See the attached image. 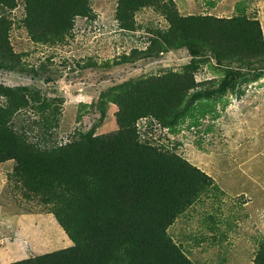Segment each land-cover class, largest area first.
Returning a JSON list of instances; mask_svg holds the SVG:
<instances>
[{"label":"rangeland","instance_id":"1","mask_svg":"<svg viewBox=\"0 0 264 264\" xmlns=\"http://www.w3.org/2000/svg\"><path fill=\"white\" fill-rule=\"evenodd\" d=\"M118 1L91 0L94 18L78 17L74 30L64 40L49 45L31 40L22 0H17L14 9L0 6V16L11 22V45L22 56L24 73L0 71V82L9 88H25L20 93L30 96L31 103L16 116V128L35 145L48 148L73 143L82 136L113 134L119 130V107L108 99L116 87L130 88L141 80L168 73H190L195 87L189 91L187 106L195 110L177 134L152 117L137 122L143 144L163 154L180 156L214 182L177 219L170 233L177 241L184 234L196 236L197 230H203L197 229L202 221L208 227L206 240L201 242L208 246L214 238L222 240L215 227L221 231L224 225L238 224L239 232L230 240L233 246L229 256L224 254L227 247L211 246L209 255L197 251L203 259L196 261L202 264L210 256L214 262L226 258L228 264H254L259 243L264 240V70L255 73L258 79L242 76L232 88L218 93L230 69L247 72L240 59L220 61L209 50L193 57L187 49L134 59L133 53L146 51L155 33L167 29L169 23L160 11L149 6L134 14L136 31L122 30L115 19ZM173 1L183 17L243 16L258 21L264 38V0ZM205 91L216 94L196 96ZM6 102L7 97L0 93V104ZM32 105L51 109L41 112ZM55 108L59 109L53 118L50 113ZM16 167L14 160L0 163V264L73 246L46 205V198L28 191L24 179L15 175ZM191 220L198 226L189 228Z\"/></svg>","mask_w":264,"mask_h":264},{"label":"trees","instance_id":"2","mask_svg":"<svg viewBox=\"0 0 264 264\" xmlns=\"http://www.w3.org/2000/svg\"><path fill=\"white\" fill-rule=\"evenodd\" d=\"M22 1L24 22L35 43H60L74 30L78 17L95 16L91 0ZM0 6L14 9L17 0H0ZM149 6L166 17L169 27L159 29L146 51L133 53L134 59L178 49L189 50L193 57L209 50L220 61L240 59L247 72L230 69L218 93L232 88L242 76L256 80L255 73L264 70V38L258 21L243 16L183 17L173 0H119L115 19L122 30L136 31L134 14ZM10 30L11 22L0 16V71L24 74L22 56L11 45ZM1 83L0 93L7 102L0 104V163L16 162L15 175L24 179L28 191L46 198L50 212L73 241L72 247L8 264H200L191 258V246L200 244V237L184 234L177 241L170 229L213 187V179L180 156L143 144L137 129L138 120L152 117L172 133L179 132L195 110L187 106L189 91L195 87L190 73H168L130 88L116 87L108 101L119 107L118 132L82 136L50 148L35 145L16 128V116L31 106L30 96L21 94L25 88ZM215 94L205 91L196 96ZM32 107L41 112L49 108ZM58 109L50 113L53 118ZM199 222L197 229L205 231L207 223ZM195 224L191 220L188 227ZM214 230L223 236L219 226ZM202 240L206 238L202 236ZM253 263L264 264V240Z\"/></svg>","mask_w":264,"mask_h":264},{"label":"crops","instance_id":"3","mask_svg":"<svg viewBox=\"0 0 264 264\" xmlns=\"http://www.w3.org/2000/svg\"><path fill=\"white\" fill-rule=\"evenodd\" d=\"M230 226V225H224V229L222 230V234H223V239L222 240H216L212 245L214 247H222V248H226L227 247V250L225 251V255L226 256H229L230 255V249L231 247L233 246V243L230 242L231 238H232V235L234 234H237L239 231H238V224L236 226ZM204 230L200 231V230H197L196 231V237H200V239H202V236H204V233L205 231L203 232ZM215 239V238H214ZM250 241V239H248L247 241L245 242H248ZM211 246L208 245V246H205L203 245V243L201 242L200 244H195L194 246H191V258L193 260H198V259H203V258H200L198 255H197V251H200L201 253L203 254H208L209 255V248ZM195 251V253H194ZM221 263H224V264H228L229 263V259L227 260H223L221 262H214V261H211L210 260V256L205 258V260L203 261L202 264H221Z\"/></svg>","mask_w":264,"mask_h":264}]
</instances>
